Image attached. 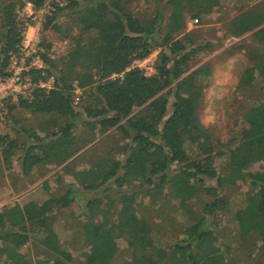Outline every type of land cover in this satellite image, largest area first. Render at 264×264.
Returning <instances> with one entry per match:
<instances>
[{"label": "trees", "instance_id": "16d2710c", "mask_svg": "<svg viewBox=\"0 0 264 264\" xmlns=\"http://www.w3.org/2000/svg\"><path fill=\"white\" fill-rule=\"evenodd\" d=\"M139 1L66 0L56 9L57 14L74 18L78 31L73 37H69L68 27L60 33L70 39L71 46L56 61L41 55L43 77L37 71L29 72L34 83L53 75L52 85L35 87L29 99H18L6 108L18 106L29 113L50 114L40 137L33 131L25 133L32 139L24 143L20 171L26 172L37 162L61 164L78 152L82 146L76 144L71 127L82 115L93 119L98 133L112 128L118 134L124 141L119 147L123 159L104 155L85 169L72 171L66 166L67 175L83 190L109 180L117 188L137 184L146 194L153 191L175 201L189 221L181 228L180 237L162 250L151 244V226L136 215L131 194H119L112 214V200H104L101 208L100 199L91 198L82 211L85 251L80 254V264H110L119 237L129 254L122 264H235L228 256V247L215 243L213 218L217 209L223 215L228 210L220 189L244 178L250 191L231 214L233 236L245 249V259L249 257L248 246L264 258V168L248 170L253 162L264 161V96L254 99L241 114L244 126L239 138L227 148L222 170L216 171L212 161L221 152L195 115L201 89L195 79L207 75L206 67L183 75L189 68V56L199 51L197 45L192 47L196 42L190 33L185 32L186 20L200 21L209 14L214 0H150L153 10L149 15L132 12L131 6ZM24 3L36 10L41 0H0V77L7 75L3 70L20 42L22 26L15 10ZM249 31L257 43L264 44V0L254 8L238 11L229 21L231 36ZM157 48L151 76L127 68L131 59L145 58ZM117 74L121 78L112 77ZM240 74L238 89L256 76L264 90V57L256 56ZM74 90L80 91V100L84 99L78 112L72 106ZM17 148L16 138L0 133V163H8ZM203 178H212L213 185L203 186ZM63 187L62 193L41 203L29 201L0 208V264H29L16 251L28 241L29 234H42L40 245L45 246V256L36 258L34 264H70L69 254L57 245L50 215L53 208L68 206L76 193L68 183ZM196 187L212 197L199 215H193L188 205ZM108 189L103 186V194Z\"/></svg>", "mask_w": 264, "mask_h": 264}, {"label": "rangeland", "instance_id": "374dc122", "mask_svg": "<svg viewBox=\"0 0 264 264\" xmlns=\"http://www.w3.org/2000/svg\"><path fill=\"white\" fill-rule=\"evenodd\" d=\"M261 1L214 0L215 4L209 10V14L202 17L200 21L194 23L193 18L186 20L189 24L186 25L185 32L190 33L191 40L196 42L192 47L197 45L199 51L189 56L187 62L189 68L183 75L199 66L206 67L207 75H200L195 79V83L201 87L195 115L200 126L214 137L215 145L221 152V155L214 157L212 161V166L216 171L222 170L227 159V148L236 144L239 138L238 134L244 126L241 114L254 99L261 100L264 96V90L260 89L261 84L256 76L253 82L244 88L236 87L241 71L251 66L256 56L264 57V44L254 40L253 31L246 32L239 37H233L229 32V21L238 11L254 8ZM131 8L132 12L143 11L149 15L153 10V4L150 0H141L134 8L132 6ZM15 11L17 13L19 10ZM34 15L36 22L41 23V26L39 25V28L35 30L41 39V55L56 61L71 46L70 39L62 38L60 33L68 27L70 28L69 37L76 35L78 31L76 22L74 18L61 13L57 14V12L54 13L55 16L45 18L44 21L42 13L34 12ZM54 27H58L59 32L55 31ZM62 42L65 44L62 45ZM158 50L159 48L151 50L145 57L148 60L147 65H151L150 76L154 73L153 65ZM57 67L52 69L54 73ZM33 76L28 75V79H33ZM75 99H77V104L72 106L74 111L78 112L84 102V99L80 100L79 90L74 91L73 100ZM11 103L14 104V102ZM49 117L48 113H29L18 106L11 107L7 111L6 119L0 125V133L16 138L18 148L8 163H0V208L11 206L14 203L21 206L29 201L41 203L45 198L62 193L63 186L70 184L76 191L72 195V201L68 206L53 208L50 213L52 232L57 245L69 254L70 264L82 263L80 254L85 251L81 234V223L84 219L82 211L87 200L91 198H99L102 202L101 208L104 207V200H112L113 207L109 211L112 214L119 203V194H131L136 215L151 226L153 246L164 250L180 237L181 228L188 223L189 216L176 207L175 201L165 195H155L153 191L146 194L140 186L134 183L117 188L112 185L111 180L95 189L83 190L65 173L66 166H70L72 171L85 169L104 155H110L118 160L123 159V153L119 147L124 141L112 128H108L102 134L98 133L93 119L79 115V122L71 127L76 144H81L82 147L66 162L61 164L37 163L26 172L20 171L24 143L32 139V136L25 133L35 131V134L38 132L40 137L43 134L40 130L41 124L46 123ZM56 121L58 123L60 119ZM86 140L89 141L84 143ZM188 149L192 150V146ZM262 168H264V161H255L248 167V170L256 171ZM202 183L203 186L213 185V179L203 178ZM103 186L109 187L104 194ZM196 188L192 199L188 202L193 215H199L203 204L212 199L211 195L203 192L201 187ZM247 191H250V188L247 186L246 178L220 189L222 197L227 200L228 210L223 215L217 209L215 218H213L216 222L215 243L221 248L228 247V256L235 264H245V262L248 264L249 257L251 258L250 264L252 262L264 264L261 253L256 252L251 246L247 247L249 257L245 259V249L241 242L233 236L235 223L231 220V214L242 205V196ZM208 222H210V217ZM41 235L29 234L28 241L16 248V251L22 254L29 264H34L36 258L42 259L45 256V246L40 245ZM115 244L116 251L110 259V264H122L129 255L128 250L125 248L122 237L116 238Z\"/></svg>", "mask_w": 264, "mask_h": 264}, {"label": "built area", "instance_id": "2783aa9c", "mask_svg": "<svg viewBox=\"0 0 264 264\" xmlns=\"http://www.w3.org/2000/svg\"><path fill=\"white\" fill-rule=\"evenodd\" d=\"M66 0H41L36 10H31L29 4L24 3L16 13L17 19L21 23V38L16 50L8 58L6 66V76L0 77V125L5 121L7 115V104L17 102L18 99L30 98L35 87L49 88L52 85L53 76L48 75L44 81L39 79L34 83L28 79L30 71H37L38 75H45L41 70L44 66L41 61V39L37 31L41 23L36 22L35 13H42L45 18H50L56 9L62 8ZM196 23V20H192ZM65 44V42H62ZM147 59H131L128 69L135 68L141 75L150 76L151 65H147ZM113 78H121L120 74L113 75ZM76 91V90H74ZM77 104V99L72 101Z\"/></svg>", "mask_w": 264, "mask_h": 264}, {"label": "crops", "instance_id": "0c3cea01", "mask_svg": "<svg viewBox=\"0 0 264 264\" xmlns=\"http://www.w3.org/2000/svg\"><path fill=\"white\" fill-rule=\"evenodd\" d=\"M188 24H189V23H188ZM188 24H187V25H188ZM22 110H23V109H22ZM44 125H45V122H42L41 127H40V130H41V128L44 127ZM46 126L49 128L50 125L48 124V125H46ZM34 133H35V131H34ZM36 134H38V132H37ZM36 134H35V135H36ZM38 136H39V134H38ZM37 163H38V162H37ZM37 163H34L32 166H34V165L37 164ZM40 164H43V163H40ZM47 164H49V163H47ZM32 166H31V167H32ZM31 167H30V169H31ZM28 170H29V169H28Z\"/></svg>", "mask_w": 264, "mask_h": 264}]
</instances>
